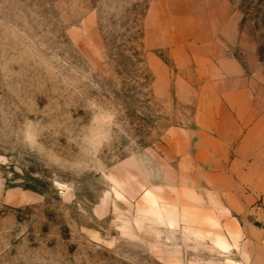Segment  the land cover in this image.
<instances>
[{"label":"rangeland","instance_id":"obj_1","mask_svg":"<svg viewBox=\"0 0 264 264\" xmlns=\"http://www.w3.org/2000/svg\"><path fill=\"white\" fill-rule=\"evenodd\" d=\"M225 1L0 0V264H251L261 202L195 117L264 68V0Z\"/></svg>","mask_w":264,"mask_h":264},{"label":"crops","instance_id":"obj_2","mask_svg":"<svg viewBox=\"0 0 264 264\" xmlns=\"http://www.w3.org/2000/svg\"><path fill=\"white\" fill-rule=\"evenodd\" d=\"M223 10L226 1L219 0ZM225 23L226 17L218 18L216 23ZM215 35V32L211 35ZM224 52L223 45H216ZM222 74L226 77L214 83L216 92L210 100V122L203 121L206 116L205 104L198 100L195 117L200 133L216 132L219 142L224 148V158L230 151L233 156L229 165L234 172L226 179L235 183L234 196L238 205L244 210L256 200L261 202L264 211V92L252 91V79L256 73H264V68L258 60H252L249 65L250 75L245 68L229 59L219 62ZM263 76V75H262ZM220 85H226L223 93H219ZM230 194V193H229ZM248 236L254 240V254L251 264H264V226L250 227Z\"/></svg>","mask_w":264,"mask_h":264}]
</instances>
